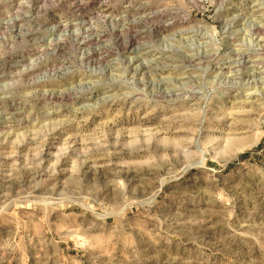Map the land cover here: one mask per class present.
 Listing matches in <instances>:
<instances>
[{
	"label": "rangeland",
	"instance_id": "rangeland-1",
	"mask_svg": "<svg viewBox=\"0 0 264 264\" xmlns=\"http://www.w3.org/2000/svg\"><path fill=\"white\" fill-rule=\"evenodd\" d=\"M0 264H264V0H0Z\"/></svg>",
	"mask_w": 264,
	"mask_h": 264
}]
</instances>
